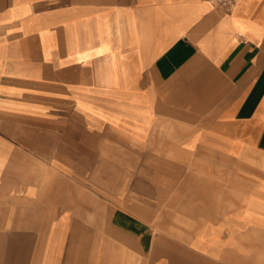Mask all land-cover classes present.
<instances>
[{"label":"crops","instance_id":"0c3cea01","mask_svg":"<svg viewBox=\"0 0 264 264\" xmlns=\"http://www.w3.org/2000/svg\"><path fill=\"white\" fill-rule=\"evenodd\" d=\"M104 217L264 264V0H0V264H87L88 225L99 264Z\"/></svg>","mask_w":264,"mask_h":264},{"label":"rangeland","instance_id":"374dc122","mask_svg":"<svg viewBox=\"0 0 264 264\" xmlns=\"http://www.w3.org/2000/svg\"><path fill=\"white\" fill-rule=\"evenodd\" d=\"M94 217V215H93ZM93 220V219H92ZM91 221V220H89ZM104 225H103V233H104V254L100 251L99 264H141L138 262L136 258L131 257L130 254H134L133 249L122 248V243L118 245L115 244L116 247H113L112 242L109 241L108 237L111 238V229L108 225H106V217H104ZM102 229V226L100 227ZM88 254H87V264H97L96 258V226L88 225ZM111 242V243H110Z\"/></svg>","mask_w":264,"mask_h":264},{"label":"built area","instance_id":"2783aa9c","mask_svg":"<svg viewBox=\"0 0 264 264\" xmlns=\"http://www.w3.org/2000/svg\"><path fill=\"white\" fill-rule=\"evenodd\" d=\"M217 3L225 6L227 9L231 10L235 6L236 0H216Z\"/></svg>","mask_w":264,"mask_h":264}]
</instances>
